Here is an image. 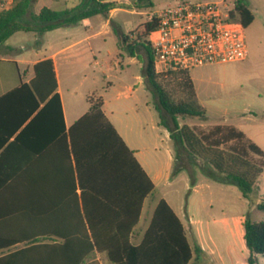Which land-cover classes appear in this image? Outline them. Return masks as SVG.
I'll return each instance as SVG.
<instances>
[{"label": "trees", "instance_id": "trees-1", "mask_svg": "<svg viewBox=\"0 0 264 264\" xmlns=\"http://www.w3.org/2000/svg\"><path fill=\"white\" fill-rule=\"evenodd\" d=\"M35 1L15 0L11 8L0 11V43L19 31L42 35L96 15L107 17L114 8L152 5L151 0H133L132 5L82 0L73 8L44 6L33 13ZM233 16L245 29L254 20L243 0H235ZM114 32L119 46L133 55L138 45L152 46L156 24H144L142 43H130L127 34ZM34 72L29 83L0 97V264H100L90 258L94 253H106L113 264H189L194 255L199 260L200 247L191 246L183 223L165 199L158 202L141 243H131L152 182L105 115L102 96L89 95V111L66 130L53 61L38 62ZM144 75L161 125L179 153L213 180L237 185L250 199L264 171L263 150L231 125L199 129L180 124V118L207 121L190 71L159 72L148 53ZM175 90L184 98L175 99ZM38 121L44 137L59 136L55 145L34 157L32 132ZM50 150L55 152L52 165L37 167L40 160L47 161ZM16 152L22 154V164H13ZM257 208L264 212V200ZM243 226L251 252L248 262L255 264L253 255L264 254V220L246 219Z\"/></svg>", "mask_w": 264, "mask_h": 264}, {"label": "crops", "instance_id": "crops-1", "mask_svg": "<svg viewBox=\"0 0 264 264\" xmlns=\"http://www.w3.org/2000/svg\"><path fill=\"white\" fill-rule=\"evenodd\" d=\"M81 1L82 0H74L73 3H70L69 0H36L33 4V8H35V13H38L44 6L54 10H64L77 6ZM243 1L248 5L249 9L254 15V20L251 23L252 25L256 21L258 13L262 12L264 14V0ZM104 2H117L132 5L133 1L124 0V2H119L118 0H104ZM14 3L15 0H0V11L11 8ZM142 13L144 12H137L134 6L132 8L118 7L112 9L105 19H102L104 16L102 14L96 15L94 16L97 17L95 22L92 21V18L94 17H91L82 21L76 26L57 28L52 31L45 32L42 35L36 32L19 31L11 35L5 42L0 43V97L19 87L23 83H29L35 75L34 66L38 62L46 59H51L53 61L57 81V89L55 93H57L61 101L63 125L66 130H68L73 123H75L79 118L89 111L90 104L87 100L89 95L95 94L102 96L103 111L105 115L114 125L128 147L131 149L134 157L137 159L154 186L153 190L143 199L144 201L139 221L131 231L130 241L134 245L141 243L160 199H165L169 203L168 199L166 198V194L160 190V187H165L171 182L172 171L174 167L173 143L170 138L169 131L163 125H161L156 105L154 107V115H156V119L153 128L157 129L158 131H163L166 142L172 143V145L167 146L169 152L167 161L161 163L157 157V146H165L166 142L155 139L153 141V145L147 144L141 135L133 133V128L129 123L130 121H140L146 113L153 114V108L150 107L148 103L149 101H146L147 89L150 91L149 95L152 93L147 85L144 75V69L146 68L147 62L140 63L135 57V53H143L146 57H148V53L145 47L138 45L134 48L133 55L130 54L126 57L122 54L119 55L122 59V62H119V70L117 69V66L113 64V69L115 71L114 75L107 74L103 71H93V75L90 77V83L107 81L106 85L102 86L103 95L98 93L97 90L90 91L88 88H85L88 75L84 71H80L77 74L73 72L70 73L65 79L66 81L64 88L60 79L59 58L63 53L68 52L69 54L65 57L64 62L65 68H69V66H72L73 64H79L80 66L88 52H91L96 58L98 52H96V47L93 46L92 42L101 38H103L105 41L106 39H111V41H113V48L119 49L121 46H119V41L117 40L118 36L115 34L112 28V23H114L116 28L120 30L119 34H127L129 29L134 28V26L142 25V27H144L146 20L143 22L139 16V18L135 16L136 14L141 15ZM123 14H127L132 17L129 19L123 18V16H121ZM139 20H141V22H139ZM63 28H74L76 32L64 30L65 32L63 35H70V37H66L69 39L66 40L64 45H47L45 38L54 33L62 31ZM20 33L33 34L36 44H29L27 36L17 37V35ZM133 38H136V36L132 37V39ZM249 56L250 52L248 51V57L246 60L242 61V63L247 61ZM126 58L128 60L125 63ZM137 61L139 63V70L133 72L131 76L128 73V70L131 67L129 63L134 64ZM93 63L97 64V60L95 59ZM191 78L194 82L198 100L203 105V103L200 101L198 87L192 74ZM111 94H113V96L110 99L108 97ZM253 97L258 102L262 100V94L260 91L253 93ZM245 99L252 100L253 98L246 96ZM125 111L129 112L131 116L130 119L128 118L124 120L122 118L121 114L123 115ZM29 121L30 119L21 127V129L11 136L10 141L15 139V137ZM33 129L32 152L34 153L35 157L39 156L46 146L50 147L53 145L56 137L59 135L47 133L44 137L40 121L34 125ZM45 139L46 142L44 143ZM54 157L55 152L50 150L46 156L47 161L44 162L43 160H40V162L37 163V167L43 166L44 164L51 166L52 162H54ZM13 164H22V154H18V152H16ZM54 185L55 180H53V186ZM244 201L246 204H249V200ZM262 201L263 200H257V202L254 204V207L257 208V204ZM212 202L214 203L215 201ZM218 202L220 204L222 203V207H224L226 200H218ZM169 205L171 206L170 203ZM171 208L183 223L188 240L191 246L194 247L197 244H195L196 239L192 220L188 217L189 223L186 225L180 214L172 206ZM244 221L245 220H242V226ZM189 231L192 235L194 243L189 238ZM197 232L198 233H196V235L198 234V238L200 239V244L198 246L201 249V258L205 257L206 261L204 264H249L248 260L251 256V252L247 248L244 240L245 232L243 234V241L239 245L241 254L237 253V251L233 248L231 240L226 241L221 248L219 243L217 241L215 242L213 239L212 245H209V249L206 250L204 245L205 240L203 239L204 235L202 234L201 229L199 230V228H197ZM105 255L106 253H94L90 258H96L99 260L100 264H104V259L106 257ZM253 256L255 258V264H264V254H254ZM201 258L199 260H201ZM193 259H196L195 255L193 256Z\"/></svg>", "mask_w": 264, "mask_h": 264}, {"label": "rangeland", "instance_id": "rangeland-1", "mask_svg": "<svg viewBox=\"0 0 264 264\" xmlns=\"http://www.w3.org/2000/svg\"><path fill=\"white\" fill-rule=\"evenodd\" d=\"M73 3L74 0H69ZM124 2V0H118ZM133 1V0H131ZM173 0H151L152 5L138 8L136 11L144 12L139 16L143 22L146 20V13L158 9ZM231 1V0H230ZM32 12L35 13V8L32 7ZM123 18H131L132 16L123 14ZM138 17V18H139ZM107 18L103 16L102 19ZM30 20V15L27 17ZM97 17L92 18L96 21ZM139 20V22H141ZM113 30L120 32L116 25L112 23ZM64 30H71L76 32L74 28H63L62 31L54 33L45 38L47 45H64L70 35H63ZM70 32V31H67ZM82 32V31H81ZM144 32L142 25L134 26L129 29L127 35L129 42L138 40L140 43L144 41L140 35ZM75 34V33H73ZM19 36H27L28 43L36 44L34 35L31 33H20ZM136 36V38H133ZM246 39L248 51L250 52L249 59L245 62L212 64L202 67L193 68L190 74L193 75L196 85L198 87L200 101L203 103L207 113V121H201L197 118H180V124H187L191 127L199 129H208L214 125H231L241 130L252 142L259 146L264 152V14L258 13L256 21L246 28ZM119 41V37L117 38ZM113 41L101 38L93 41V46L96 48V58L91 52L85 55L82 64H73L69 68H65V57L69 54L63 53L59 58L60 79L65 88V79L70 73H78L84 71L88 75L85 88L90 91L97 90L103 95L102 86L106 85L107 81L90 83V77L93 71L105 72L114 75L113 64L119 70V62H122L120 54L129 56L130 53L125 46L119 49L113 48ZM147 53L155 60L152 46L145 44ZM138 48V47H137ZM136 60L140 63H146L147 57L143 53H135ZM97 60V64L93 63ZM125 59V63L127 62ZM124 61V60H123ZM130 64L128 73L139 70V63ZM162 64H157L156 69H161ZM260 91L262 100L256 101L253 93ZM148 89L146 91V101L153 111V114L146 113L140 121H130V126L133 128L134 134H139L144 138L147 144L153 145L155 139L165 140L163 131H158L153 128L156 115H154V107L156 101L154 96L149 95ZM99 96V95H97ZM111 94L108 98H112ZM252 97V100L245 99ZM175 99L184 98V94L179 90L174 92ZM156 114V113H155ZM124 120L130 119V114L125 111L122 115ZM173 143V141H172ZM172 143H167L165 146H157V157L161 163L167 161L169 157L168 147ZM174 167L172 171V180L167 186H161L166 194L171 206L180 214L186 225L188 217L192 220L194 235L197 245L200 244L197 228L201 229L204 235V245L206 250L212 241L222 245L228 240H231L233 248L240 253L239 245L243 241V234L245 232L242 226V220L249 219L251 221H263L264 212L254 207L257 200H264V171L258 178L255 191L250 199L243 196L241 189L233 183H219L206 174H204L196 164L190 162L185 153H179L173 143ZM185 166L183 168H178ZM218 200H226L225 206L222 207ZM244 200H249V204ZM212 201H215L214 203ZM190 240L193 242L190 231L188 232ZM194 243V242H193ZM106 256V255H105ZM205 257L201 260L192 259L189 264H204ZM104 264H112L107 256L104 259Z\"/></svg>", "mask_w": 264, "mask_h": 264}, {"label": "built area", "instance_id": "built-area-1", "mask_svg": "<svg viewBox=\"0 0 264 264\" xmlns=\"http://www.w3.org/2000/svg\"><path fill=\"white\" fill-rule=\"evenodd\" d=\"M235 0H173L146 13L155 22L152 43L159 72L242 62L248 57L246 29L233 16Z\"/></svg>", "mask_w": 264, "mask_h": 264}]
</instances>
